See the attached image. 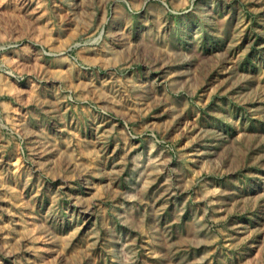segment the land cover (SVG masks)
I'll use <instances>...</instances> for the list:
<instances>
[{
    "label": "rangeland",
    "instance_id": "1",
    "mask_svg": "<svg viewBox=\"0 0 264 264\" xmlns=\"http://www.w3.org/2000/svg\"><path fill=\"white\" fill-rule=\"evenodd\" d=\"M0 264H264V0H0Z\"/></svg>",
    "mask_w": 264,
    "mask_h": 264
}]
</instances>
